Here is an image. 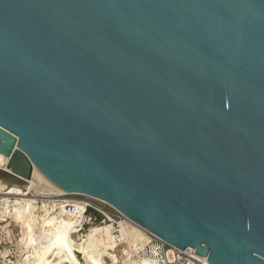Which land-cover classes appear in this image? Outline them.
<instances>
[{"label": "water", "instance_id": "1", "mask_svg": "<svg viewBox=\"0 0 264 264\" xmlns=\"http://www.w3.org/2000/svg\"><path fill=\"white\" fill-rule=\"evenodd\" d=\"M0 155L3 180L264 264V0H0Z\"/></svg>", "mask_w": 264, "mask_h": 264}, {"label": "built area", "instance_id": "2", "mask_svg": "<svg viewBox=\"0 0 264 264\" xmlns=\"http://www.w3.org/2000/svg\"><path fill=\"white\" fill-rule=\"evenodd\" d=\"M0 170L9 173L7 168H0ZM8 185L10 187L26 188V185ZM28 186L31 189L26 192V198L27 200L36 201L35 207L28 202L20 205L16 204L17 198L22 196L17 192L0 193V222H7L9 220L13 224H18L16 221L18 213L23 214L25 220L38 222L39 216L47 215L46 211L48 208H52L55 204L64 202L78 203L85 207L84 219L79 228V233L85 230L86 226H111V233L115 243L113 252L119 260V264H209L206 258L198 256L193 249L183 251L169 245L147 231L138 232L134 230L132 228L133 223L106 202L101 203L103 201L99 202L100 200L96 201L98 199H92V197L89 198L88 196L60 195L40 183L29 184ZM72 197H80V200L72 199ZM18 225H20L21 230V224ZM41 240L43 241L44 238L42 237ZM77 255L80 260H83L81 254L77 253Z\"/></svg>", "mask_w": 264, "mask_h": 264}, {"label": "bare ground", "instance_id": "3", "mask_svg": "<svg viewBox=\"0 0 264 264\" xmlns=\"http://www.w3.org/2000/svg\"><path fill=\"white\" fill-rule=\"evenodd\" d=\"M8 162L7 157L0 155L1 169H6ZM25 181L31 185L34 183L44 184L60 195H75L69 194L58 188L36 168L33 171L32 179ZM30 189L29 186H26L25 189L15 186L10 187L6 183L0 181V193L17 192L22 196L17 198L16 204L20 205L28 202L35 207V201L30 199L27 200L26 198V192ZM75 196L83 195L76 194ZM99 202H101V200ZM84 212L85 207L83 205L64 202L55 204L52 208L50 207L46 211L47 215L39 216L40 219L38 222L25 220L23 214L18 213L16 221L21 224V227L24 230V238L22 240L24 242L22 243L25 244L24 246H26L28 252L33 249L35 254L30 255V253V256L26 255L27 259H23L24 262L26 261V264H119V260L113 252L115 249V243L111 233V226H95L90 228L88 233L82 236L77 235L82 220L84 219ZM132 228L138 232L145 231L135 224H132ZM36 229H39L43 237L49 240L48 245L39 251V248H37L38 244L36 243L38 237L35 233ZM136 236L139 238L138 235ZM78 238H80L79 241ZM76 251L83 255L84 262L79 260ZM51 258L53 260H51Z\"/></svg>", "mask_w": 264, "mask_h": 264}, {"label": "rangeland", "instance_id": "4", "mask_svg": "<svg viewBox=\"0 0 264 264\" xmlns=\"http://www.w3.org/2000/svg\"><path fill=\"white\" fill-rule=\"evenodd\" d=\"M0 181L6 183L7 185L8 184H16V183H13L10 181L3 180L1 178H0ZM26 186H28V185H26ZM72 199L80 200V197H72ZM36 203L37 202L35 201V204ZM45 207H47V206L45 205ZM18 224H15V223L13 224L9 220L7 222H0V264H26L27 262L26 261L24 262V260L27 259L26 255L30 256V255L34 254L33 249L29 250L30 252H28V250L26 249V246H24L25 244L22 243V242H24V241H22L24 238V235H23L24 230H23V228L20 230V225H18ZM91 227L86 226L84 228L85 230L80 232L79 235L82 236V235L88 233V229H90ZM35 233H36V236H38L36 243L38 244L37 248H39L38 249V251H39L40 249H43L44 247H46L48 245L49 240L47 238L43 237V235L41 234L39 229H36ZM42 237L44 238L43 241L41 240ZM79 239L80 238H78V241H79ZM77 253H79V252L76 251V254ZM79 254H81V253H79ZM77 257H78V255H77ZM51 260H53V259L51 258ZM79 260H80V258H79ZM80 261L84 262V260H82V259Z\"/></svg>", "mask_w": 264, "mask_h": 264}, {"label": "trees", "instance_id": "5", "mask_svg": "<svg viewBox=\"0 0 264 264\" xmlns=\"http://www.w3.org/2000/svg\"><path fill=\"white\" fill-rule=\"evenodd\" d=\"M0 178L11 179L12 177L9 174L0 171Z\"/></svg>", "mask_w": 264, "mask_h": 264}]
</instances>
